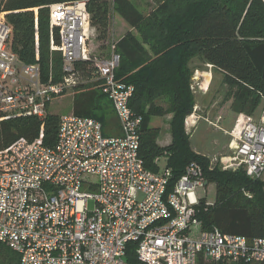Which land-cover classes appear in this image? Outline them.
<instances>
[{"label": "built area", "instance_id": "built-area-1", "mask_svg": "<svg viewBox=\"0 0 264 264\" xmlns=\"http://www.w3.org/2000/svg\"><path fill=\"white\" fill-rule=\"evenodd\" d=\"M49 25L58 32L59 45H51L61 55L58 79L42 77L37 50L36 62L24 63L8 48L11 26L0 12V121H42L54 97L83 84L110 101L120 135L106 136L98 120L71 113L59 117L53 144L44 143L41 123L33 140L20 137L0 149V244L19 264H127L129 244L140 264H197L200 258L264 264V234L247 238L203 228L195 194L205 181L200 164L188 163L173 183L170 168L144 165L142 115L129 106L134 86L115 78L120 55L114 45L107 56L89 51L95 31L86 1L50 4ZM207 74L194 70L193 94L207 91ZM198 109L195 104L185 118L187 127L197 123ZM229 136L220 168L260 178L264 114L254 120L238 113Z\"/></svg>", "mask_w": 264, "mask_h": 264}, {"label": "trees", "instance_id": "trees-1", "mask_svg": "<svg viewBox=\"0 0 264 264\" xmlns=\"http://www.w3.org/2000/svg\"><path fill=\"white\" fill-rule=\"evenodd\" d=\"M50 1L64 0H0V12H6V21L11 26L8 48L24 63L36 62L37 50V64L43 78L50 70L51 57L55 61L51 71L58 79L61 55L58 50L51 49V45H59V39L57 29L49 25ZM240 1L247 4V12L254 24L262 21L258 28L251 30V35L245 32L249 27L245 23L246 15L235 9ZM159 7H163L160 12L163 17L157 18L156 11L148 15V22L157 30L156 38L160 43L151 47L153 39L151 42L143 40L135 33L145 22V17L131 0H87L90 24L99 42L104 43L107 39L111 14H117L128 27L114 43V49L120 55L115 78L134 86L129 106L142 115L139 156L152 171H157L154 160L166 156L171 183L182 174L188 163L197 162L202 167L207 185L214 184L213 201L208 203L205 198H200L196 207L197 218L203 228L216 227L223 233L247 238L261 236L264 234V207L260 204L264 198L263 183L250 179L242 170L211 167L208 157L192 150L184 121L196 103L190 90V79L196 68L192 63L196 59L203 64H211L220 72L222 83L227 87L225 97L232 99L233 111L252 115L263 103L264 113V1L190 0L174 14L162 4ZM33 8L37 9L36 17ZM73 90H76L72 101L73 115L98 120L106 136L120 135L114 124L116 117L111 103L98 88L82 84ZM161 98H167L168 104L160 102ZM167 114H171V141L160 146L156 142L160 123L154 124L153 120ZM111 120L114 129L106 134L105 129ZM58 121L59 116L51 113H47L42 121L36 117L18 116L1 120L0 149L20 137L33 140L38 136L41 123L44 143L51 145L56 137ZM132 247V244L128 245L126 262L140 264ZM0 264H19L17 254L2 244ZM197 264L261 263H226L200 258Z\"/></svg>", "mask_w": 264, "mask_h": 264}, {"label": "rangeland", "instance_id": "rangeland-1", "mask_svg": "<svg viewBox=\"0 0 264 264\" xmlns=\"http://www.w3.org/2000/svg\"><path fill=\"white\" fill-rule=\"evenodd\" d=\"M65 1L70 2V1H79V0H64L63 2ZM85 1L87 3V0ZM131 1L135 4V6L139 9V11L145 17V22H143L139 26V29L135 30V33L137 34L138 37L142 38L143 40L149 39L150 41V39H153V41L152 42L150 41V42H151V47H154V45H160V43L158 42L159 38L158 40L156 38L157 30L152 27L153 24L151 25V23L148 22V18H149L148 15L151 14V12L156 11L158 12L157 18L163 17V15L160 13L163 11V7H159L161 4L167 7L170 13L174 14L177 10H179V8H182V6H185L186 2L190 0H131ZM247 1L251 2V0H247ZM52 3L54 2L50 1L48 5L50 6V4ZM236 6L237 7L235 9L237 12L239 11L243 16L246 15L245 23L248 24L249 27L246 29L245 32L251 35L252 34L251 30L253 31L254 27L258 28V26H260L259 25L260 22L262 21H259L258 24H254L252 22L249 16V11L247 12V7H248L247 4L238 2V5ZM159 8L161 11H159ZM127 28L128 27L126 23L117 14L115 13L111 14L110 20H109V34L107 36L106 41H104V43L99 42L96 39L95 32H94V34L90 37L89 42H88L89 51L94 53L95 56L102 57V56L109 55L110 51L114 49V48L112 49V46L125 33ZM161 40H163V38H161ZM36 41H37V38H36ZM101 44L103 45L101 46ZM145 45L146 47L149 48L147 44ZM150 50L151 49H149V52H151ZM54 62L55 61L50 57L49 59L50 70L47 76L51 74L54 77V75H56L51 71L53 69L52 66H54ZM192 65L198 68L200 72L211 71V79H210V83L207 88V91L204 93L199 92V93L194 94L195 101H196L195 104L197 105V107L198 108L201 107L202 104L205 106L206 105L212 106L211 112L213 113V115H215L216 112L219 111L218 114L220 115L219 116L220 119L221 117L224 120H230L231 118L233 119V117H235V112L231 108L232 99L225 97L227 87L226 85L222 83V76L220 72L214 69L213 67L211 68V70L208 69L205 63L203 64L197 59L193 61ZM207 81H208V75L206 77V82ZM74 91L76 92V90H68L64 94L54 97L48 104V107H47L48 113L56 114L59 117L70 115L72 112V101H73ZM201 94H206L205 95L206 99L201 100ZM103 101L107 102V99L106 100L103 99ZM159 101L162 103L165 102L164 105L168 104L166 103L167 98H161L159 99ZM262 104L263 103H260L258 107L256 108V110L254 111V113L251 115L254 120H258V118L262 116V114H264L262 111ZM202 109H205V107L203 106ZM111 115L113 116L112 112H111ZM216 119L217 118H215V116L209 117V120H211L213 124L215 123L214 121H216ZM163 120H166V118L165 117L154 118L153 122L154 124L159 122L161 125L163 123ZM222 122L223 121L220 122V125ZM113 129H114V125L111 120V122L109 121V126L105 129L106 134H108L109 132L111 133ZM161 132H163V129ZM109 136H112V135L109 134ZM226 142H227V139L224 136V132L220 129L212 127L203 118L199 120L196 130H194V132H192V135L190 136V146L192 147V149L198 151L199 153H203L204 155H208V156H212L213 152H215L216 149L220 148L221 145H223L222 143L226 144ZM164 168H165L164 162L163 160H161L159 162V170L163 171ZM258 180H260L263 183L262 186H264V171L261 177L258 178ZM195 194L197 195L198 199L205 198L207 201L212 202L214 199V184L211 183L204 187L203 186L197 187L195 190ZM260 204L263 205L264 207V198L261 200ZM92 206H93V202L89 201L88 209L90 210Z\"/></svg>", "mask_w": 264, "mask_h": 264}, {"label": "crops", "instance_id": "crops-1", "mask_svg": "<svg viewBox=\"0 0 264 264\" xmlns=\"http://www.w3.org/2000/svg\"><path fill=\"white\" fill-rule=\"evenodd\" d=\"M206 65V63H205ZM195 70H199L198 68H195ZM206 72V71H205ZM208 73V72H207ZM208 75V74H207ZM207 77V76H206ZM210 77L211 79V71H210V76L208 75V78ZM191 80V79H190ZM206 94H201V100L202 99H206ZM198 103V102H197ZM205 107V109H202V107ZM212 106H205V105H201V107H199L198 109V115L200 116V118L198 119L197 123L194 125V127H190L189 126L187 127L186 125V119L184 121V129H185V133L188 134L189 136V142H190V136L192 135V132H194V130H196L197 128V124L199 122L200 119H204L207 123H209L212 127L214 128H217V129H220L224 132V136L226 137L227 139V142L226 144L225 143H222L223 145H221L220 148L216 149L215 152H213V155L212 156H208V155H204L203 153H199L198 151L192 149L195 153H198V154H202L206 157L209 158V161H210V166H219V163H218V159L221 155L225 154L227 152V149H228V142H229V139H230V136H229V131L230 129L232 128L233 126V123H234V120L236 118V115L238 114L237 112H235V117H233V119L231 118L230 120H224L222 117L220 119V115L218 114L219 111L216 112L215 115H213V113L211 112L212 110ZM72 113V112H71ZM213 117L215 116L216 121H214L215 123L213 124L211 120H209V117ZM163 117L166 118V120H163V123L160 125L159 127V131L157 133V138H156V142L158 145L160 146H165L167 144L170 143L171 141V133H170V118H171V114H167V115H164ZM188 117V116H187ZM219 117V118H218ZM220 119V120H219ZM219 120V122H218ZM223 121L220 125V122ZM115 124H116V127L118 128V124H117V121L115 119ZM167 124V126H166ZM119 129V128H118ZM163 129V132H161ZM120 132V131H119ZM192 148V147H191ZM163 160L164 162V167L166 168V156H160L158 158H156L154 160V164L156 165V172H161L159 170V162ZM221 169V168H220ZM222 170V169H221ZM206 183V184H205ZM207 185V180L205 179L204 181V184H203V187ZM208 203H211L210 201H207Z\"/></svg>", "mask_w": 264, "mask_h": 264}, {"label": "water", "instance_id": "water-1", "mask_svg": "<svg viewBox=\"0 0 264 264\" xmlns=\"http://www.w3.org/2000/svg\"><path fill=\"white\" fill-rule=\"evenodd\" d=\"M206 184V183H205Z\"/></svg>", "mask_w": 264, "mask_h": 264}]
</instances>
